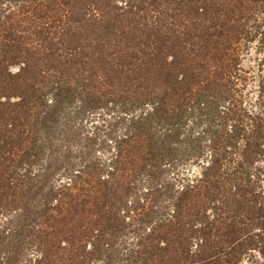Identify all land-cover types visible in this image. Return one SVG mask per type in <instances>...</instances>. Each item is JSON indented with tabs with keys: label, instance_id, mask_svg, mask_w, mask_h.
Listing matches in <instances>:
<instances>
[{
	"label": "trees",
	"instance_id": "trees-1",
	"mask_svg": "<svg viewBox=\"0 0 264 264\" xmlns=\"http://www.w3.org/2000/svg\"><path fill=\"white\" fill-rule=\"evenodd\" d=\"M185 1L0 0V264H261L264 0Z\"/></svg>",
	"mask_w": 264,
	"mask_h": 264
},
{
	"label": "rangeland",
	"instance_id": "rangeland-1",
	"mask_svg": "<svg viewBox=\"0 0 264 264\" xmlns=\"http://www.w3.org/2000/svg\"><path fill=\"white\" fill-rule=\"evenodd\" d=\"M185 0H183V2H184ZM190 1V0H189ZM209 1V2H208ZM221 1V0H220ZM220 1L219 0H200L199 2H202V4L201 5H203V4H205L210 10H214V9H216V8H219V4H221L220 3ZM226 2H228L229 3V5L230 6H233L232 4H231V0H225ZM206 2V3H205ZM189 3L187 2V1H185V5H188ZM228 5V4H227ZM174 6H178V5H174ZM186 9V8H185ZM167 16L168 15H166L165 16V19L167 18ZM106 18H110L109 16H106ZM165 21V20H164ZM123 24H125L126 25V23L125 22H122ZM122 26L123 25H120V27L122 28ZM156 28H158V27H156ZM122 32V36L120 37V38H122V37H126V32H124V31H121ZM47 35H49L50 36V34H47ZM99 35V34H98ZM48 36V37H49ZM116 51H117V47H116V50H114V51H112L111 49H109V45L108 46H106L105 48H104V54L105 55H110V54H113V55H115V53H116ZM252 58H253V54H249L248 56H246L245 57V59H244V64L245 65H251V64H253V60H252ZM37 60V59H36ZM35 60V61H36ZM34 61V62H35ZM34 62H32V63H30V66H32L33 65V63ZM40 65L39 66H37V68H35L36 70H41V69H43V72L42 71H37V73H33V71H31V72H29L28 71V73L26 74V76H25V79L23 80V81H20V82H25V83H33V85H34V87L35 88H38L39 86H41L42 87V89H43V86L46 84L45 82H46V79H45V76H46V74H45V71H44V65L42 64V63H39ZM44 67V68H43ZM88 67V66H87ZM73 68V67H72ZM83 68H85V67H81V66H79V65H77V66H75L72 70L70 69V71H69V74L71 73V75L73 74V72H76V71H78V72H76V73H82V69ZM95 71H97V67H95ZM10 72L11 73H16L17 72V68H12V69H10ZM260 260V259H259ZM260 262H261V264H264V259H262V260H260Z\"/></svg>",
	"mask_w": 264,
	"mask_h": 264
}]
</instances>
